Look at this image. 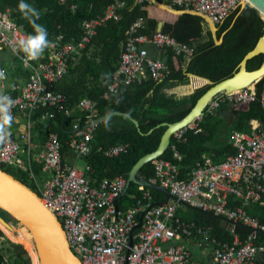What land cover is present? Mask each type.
<instances>
[{"label": "built area", "instance_id": "1", "mask_svg": "<svg viewBox=\"0 0 264 264\" xmlns=\"http://www.w3.org/2000/svg\"><path fill=\"white\" fill-rule=\"evenodd\" d=\"M65 2L66 0H61ZM141 1V0H138ZM171 5L192 8L205 13L216 23H221L230 12L246 0H169ZM124 3L112 2L104 14L84 19L83 34L78 40L63 41L59 35L49 46L47 54L32 60L15 48L16 42L27 36L11 18L9 10L0 9V52H10L29 71L22 82H10L8 71L0 65L4 77L0 78V94H7L14 100L11 108L13 122L8 128L6 140H0V167L11 164L28 171L34 180L42 202L59 218L72 251L83 264H256L258 255L264 252V223L250 214L252 204L264 206V129L261 121L251 120V131H233L231 139L237 149L220 163L209 157L197 162L189 178H179L177 164L160 159L155 164V175L148 178L168 189L173 202L157 203L152 189L138 185L134 203L120 207L121 192L128 180L123 175L101 179L98 184L91 181L89 164L79 167L64 160L62 142L57 133L51 132L44 148L34 152L31 146L33 129L37 120L34 114L41 107L71 113L66 105L65 94L52 89L53 85L68 72L69 64L79 59L86 44L97 32V28L108 19L118 18L117 10ZM72 8H76L75 3ZM143 26L142 19L135 21L124 44L118 69L113 80L102 93L108 99L117 91L151 75L154 80H163L169 73L166 62L150 54L148 46L172 48L190 59L194 47L180 42L161 30L152 35L138 33ZM1 64V61H0ZM202 79L203 83L192 86ZM207 80L191 76L188 84L166 89L169 93L190 94ZM257 99L254 83L230 92H219L208 102L207 110L215 112L223 103L237 104ZM264 107V96L261 98ZM85 111L84 125L79 117L73 124V133L68 141L78 159L92 150L96 128V103L87 97L78 104ZM50 110L41 119L53 117ZM197 118L189 125L176 131L173 138L180 139L189 129H196ZM26 148L27 158H20ZM178 156L175 145L172 146ZM101 149V148H100ZM127 151V144H116L104 150L107 156H117ZM33 161L43 162L42 171L50 176L44 186L36 182L37 174ZM42 189V190H41ZM118 199V200H117ZM238 204H231V202ZM211 212L231 222L234 232L232 243L222 242L211 236V227L188 222L177 215L182 204ZM142 216V221L140 217ZM141 222V226L138 224ZM236 224H242L251 231L241 238L234 231ZM199 239L211 248V259L200 261L194 258L186 239ZM198 241V242H199ZM0 264H10L3 258Z\"/></svg>", "mask_w": 264, "mask_h": 264}, {"label": "trees", "instance_id": "2", "mask_svg": "<svg viewBox=\"0 0 264 264\" xmlns=\"http://www.w3.org/2000/svg\"><path fill=\"white\" fill-rule=\"evenodd\" d=\"M114 1L116 0H66L65 2L27 0L39 11L40 17L36 22L47 29L50 44L59 35H63L64 42L80 39L83 34L82 21L104 14L106 8ZM120 1L124 4L117 10L118 18L108 19L97 28L96 34L86 44L79 59L69 64L67 74L52 87L53 90L66 95V105L71 113L67 115L64 111L41 107L34 114L37 122L33 133L34 137L36 134L40 146H44L51 132L57 133L62 142L64 160L74 164L73 160L77 159V155L73 150L71 153L68 141L77 118H82V125L85 123V111L79 108V101L84 97L92 99L96 103V118L114 111L121 112L96 124L92 150L80 159L84 160L85 164H89L88 175L95 184L104 178H114L119 175L128 177L141 157L157 149L167 128L164 123L183 119L211 84L196 88L193 93L186 95L169 93L167 88L188 84L189 73L207 78L214 83L232 76L238 71L244 56L264 35V18L255 7L249 4L243 8L238 5L221 23L217 24V35L223 37V41L215 44L206 22L198 15L188 13L174 15L151 5L147 0ZM160 1L171 4L169 0ZM18 2L19 0H0V9L8 8L11 18L18 27L26 35L32 34L33 28L19 12ZM73 3L76 8H72ZM173 6L181 8L177 5ZM138 19L143 21V26L138 29V33L152 35L157 31L159 22L163 21L161 31L180 42L192 45L195 48L194 53L190 59H185L183 54L177 53L172 48L155 47L157 50L150 54L155 57L159 54L164 59L169 67L167 77L163 80H154L148 74L142 81L125 86L110 98L103 99L102 93L113 80V75L119 67L128 31ZM49 46L43 53L49 52ZM150 47L148 46L149 51H151ZM158 50L161 52L158 53ZM14 61L18 63L17 59ZM263 61L264 53H259L248 59L247 69H257ZM9 72L17 75L15 78L17 82L24 81L29 73L21 63L15 67L14 71L10 69ZM254 86L257 92L255 101L234 105L223 103L215 112L206 109L196 129H189L180 139L173 138L169 147L158 158L141 167L140 174L146 179L154 176L156 162L165 159L178 165L179 178L187 179L197 162L202 161L205 155L210 156L213 162L220 163L228 156L236 154L237 149L231 139L233 131H251L252 119L260 120L264 129V107L261 105V98L264 96V76L254 83ZM48 110L54 116L41 119V115ZM122 113L129 114L138 121L139 125L137 126ZM116 144H127V151L117 156L105 155L104 150ZM173 144L178 156L171 147ZM2 168L34 190L37 189L28 171L18 169L11 164L4 165ZM33 168L37 174H40L43 162L33 161ZM153 194L156 202L163 201L162 192L153 190ZM132 195H139L137 184L133 182L130 183L127 193L120 199H130V202L134 203L136 196L131 198ZM238 203L239 201L231 202V204ZM119 204L123 207V203ZM248 210L264 223V206L252 204ZM0 215L10 222L14 219L2 209H0ZM179 215L185 221L211 227V236H215L222 242L232 243L234 240L231 222L221 216L184 203L178 209ZM19 231L22 238L0 223V239L5 238V241H0V261L7 258L10 264H38L33 257L31 247L27 245L28 240L32 239L31 233L24 226ZM234 231L241 238H245L251 230L245 225L236 224ZM259 239L264 240L263 233L259 235ZM193 241L198 242L199 239H190V242ZM203 245L208 246L205 243ZM255 263L264 264V252L258 255Z\"/></svg>", "mask_w": 264, "mask_h": 264}, {"label": "water", "instance_id": "3", "mask_svg": "<svg viewBox=\"0 0 264 264\" xmlns=\"http://www.w3.org/2000/svg\"><path fill=\"white\" fill-rule=\"evenodd\" d=\"M249 1L250 3L242 1L240 3L241 8L249 4L255 7L264 18V0ZM147 2L174 15L188 13L202 17L212 34L215 44L222 43L223 37H218L217 35L218 25L207 14L192 8H177L165 1L147 0ZM162 25L163 21H160L157 30H162ZM259 53H264V35L258 40L255 47L241 60L239 69L235 74L217 83L205 78L207 82L211 84L208 87V90L198 99L195 106H193L191 111L183 119L173 123H164L167 128L162 135L159 146L156 150L144 155L137 161L131 169L129 176L126 178V180H128L126 188L119 196L124 195L127 192L130 183L134 182L164 192L167 196L165 203H167L170 198H173L169 190L160 184L150 183L147 179L139 177L138 173L140 172L141 167L145 163L158 158L169 147L172 136L176 131L189 125L197 118L203 117L208 102L214 95L222 91L230 92L236 89L245 88L258 82L264 76V61L259 68L254 70L247 69V61ZM188 75L190 77L197 76L191 73ZM120 113L121 112L119 111L107 113L96 118L95 123L98 124L113 114ZM122 114L128 116L137 126L139 125L138 121L129 114ZM0 209L7 212L31 233L40 264H83L81 259L72 251L67 240L66 232L59 218L42 202L40 194L2 167H0ZM140 221H142V216L140 217ZM0 223L9 230L14 231L15 229V226L1 215ZM140 226L141 222L138 224V227Z\"/></svg>", "mask_w": 264, "mask_h": 264}, {"label": "clouds", "instance_id": "4", "mask_svg": "<svg viewBox=\"0 0 264 264\" xmlns=\"http://www.w3.org/2000/svg\"><path fill=\"white\" fill-rule=\"evenodd\" d=\"M17 8L22 17L28 20L33 33L19 39L15 48L22 52L26 57L35 60L42 55L49 46L47 29L36 21L40 17L39 11L33 7L27 0H19ZM4 77V73L0 71V78ZM14 100L7 94H0V140H6L9 132L8 128L13 122L11 108Z\"/></svg>", "mask_w": 264, "mask_h": 264}, {"label": "crops", "instance_id": "5", "mask_svg": "<svg viewBox=\"0 0 264 264\" xmlns=\"http://www.w3.org/2000/svg\"><path fill=\"white\" fill-rule=\"evenodd\" d=\"M8 9V8H7ZM6 10V9H5ZM9 10V9H8ZM150 52H155V50H157V49H155V47L154 46H151L150 47ZM157 52V51H156ZM159 52H161V51H159L158 50V53ZM1 53V56H0V61H1V64L0 65H2L4 68H6L7 69V71H8V75H9V79H10V82H17L16 81V77H17V75H15L14 74V72H9V70L11 69L12 71H14V69H15V67L16 66H18V64H19V62L17 63H15V61H14V57L12 56V54L10 53V52H7V51H5V52H0ZM159 58H161V56L158 54L157 55ZM161 59H163V58H161ZM164 60V59H163ZM22 76V75H21ZM189 76V75H188ZM189 80H190V76H189ZM19 82H22V81H19ZM181 85H183V84H181ZM176 86H180V85H176ZM174 87V86H173ZM169 88H171V87H169ZM168 89V88H167ZM168 92V91H167ZM178 95V94H177ZM180 95V94H179ZM229 105H234V104H229ZM252 120H256V119H252ZM258 120V119H257ZM260 121V120H259ZM261 124H262V122H261ZM250 125H251V123H250ZM172 139H173V136H172ZM172 141V140H171ZM234 144V143H233ZM45 145V144H44ZM31 146H32V149H33V151L34 152H38V151H40L41 149H43L44 148V146H40V144H39V142H38V140H37V138H36V134H35V137H34V133H33V138H32V143H31ZM42 147V148H41ZM40 149V150H39ZM71 153H72V150H71ZM72 155V154H71ZM204 157H209V158H211L210 156H208V155H205ZM71 159H72V156H71ZM73 162L75 163V164H77V165H79V163H80V159H74L73 160ZM72 163V162H71ZM85 165V164H84ZM36 173V172H35ZM37 174V173H36ZM37 175H42V176H44L45 177V180L50 176L48 173H45V172H41L40 174H37ZM41 176V177H42ZM129 176V175H128ZM138 176L139 177H141V178H143V179H146V178H144V176L143 175H141L140 174V172L138 173ZM127 178V177H126ZM41 180H42V178H41ZM36 182H40L38 179H37V181ZM33 183H34V181H33ZM134 183V182H133ZM135 184H137V183H135ZM138 185H141V184H137V187H138ZM152 189V188H151ZM153 190L154 189H152V192H153ZM158 191V190H157ZM160 192H162V191H160ZM127 193V192H126ZM125 193V194H126ZM163 194H164V199H163V201H161V202H157V203H165V201H166V198H167V196H166V194L164 193V192H162ZM124 194V195H125ZM124 195H122V196H124ZM121 196V197H122ZM120 197V198H121ZM131 198H134V195H132L131 196ZM123 203V206H125L127 203L129 204V203H131L130 202V199H126V198H123V199H119V203ZM168 202H173V198H170L169 199V201ZM179 209V208H178ZM177 215H178V210H177ZM179 217H180V215H179ZM1 229H2V227H1ZM3 230V229H2ZM5 233V232H4ZM5 235H6V233H5ZM7 236V235H6ZM8 237V236H7ZM0 241H5V238L4 237H1V239H0ZM184 242H186L187 244H189V245H191V250H192V252H193V255H194V258L195 259H198V260H200V261H209V258L211 259V257H210V254H211V248L209 247V246H204L203 245V243H200V242H196V241H193V242H190V239H186ZM191 243V244H190Z\"/></svg>", "mask_w": 264, "mask_h": 264}, {"label": "rangeland", "instance_id": "6", "mask_svg": "<svg viewBox=\"0 0 264 264\" xmlns=\"http://www.w3.org/2000/svg\"><path fill=\"white\" fill-rule=\"evenodd\" d=\"M0 56H1V53H0ZM23 149H24V151L21 150V152H20V158H22L24 160L25 158H27V152H26V148L25 147H23ZM84 164H85L84 160H80V163H79L78 166L82 168V167H84ZM41 176L40 175H37L36 178L40 181L39 183L42 184L41 187H43L44 186L45 177L44 176L41 177ZM41 178H42V180H41ZM11 223L18 230L22 227V225L17 220H15V219L11 220ZM27 245L31 247V250L33 251V257L38 262L37 253H36V250H35V247H34V244H33L32 239L28 240ZM30 256H31V254H30ZM31 261L33 263L32 257H31Z\"/></svg>", "mask_w": 264, "mask_h": 264}, {"label": "bare ground", "instance_id": "7", "mask_svg": "<svg viewBox=\"0 0 264 264\" xmlns=\"http://www.w3.org/2000/svg\"><path fill=\"white\" fill-rule=\"evenodd\" d=\"M248 3H250V1L249 0H246ZM201 83H203V80L202 79H197V80H194L193 82H192V86H194V85H199V84H201ZM26 228V227H25ZM13 231V230H12ZM15 231H17V232H15ZM14 233H16L17 234V236L19 237V238H22V235H21V233H20V231L17 229V228H15L14 229V231H13ZM34 244V243H33ZM37 253V252H36ZM37 259H38V264H40V260H39V256H38V254H37Z\"/></svg>", "mask_w": 264, "mask_h": 264}]
</instances>
